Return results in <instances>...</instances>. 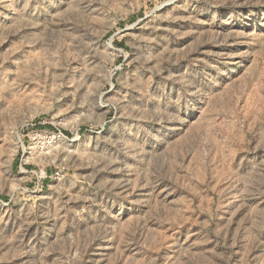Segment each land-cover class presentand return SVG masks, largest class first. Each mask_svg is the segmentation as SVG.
Wrapping results in <instances>:
<instances>
[{
    "label": "rangeland",
    "instance_id": "1",
    "mask_svg": "<svg viewBox=\"0 0 264 264\" xmlns=\"http://www.w3.org/2000/svg\"><path fill=\"white\" fill-rule=\"evenodd\" d=\"M0 264H264V0H0Z\"/></svg>",
    "mask_w": 264,
    "mask_h": 264
}]
</instances>
